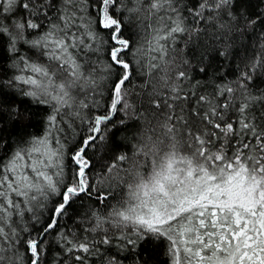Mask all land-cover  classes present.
Returning a JSON list of instances; mask_svg holds the SVG:
<instances>
[{
    "label": "snow or ice",
    "instance_id": "snow-or-ice-1",
    "mask_svg": "<svg viewBox=\"0 0 264 264\" xmlns=\"http://www.w3.org/2000/svg\"><path fill=\"white\" fill-rule=\"evenodd\" d=\"M178 3L0 0V64L15 70L0 78V97L18 93L50 110L43 134L21 138L0 158V264H84V256L72 254L89 253L93 242H75L61 220L85 199L105 209L91 212L94 225L85 231L104 230V245L120 242L107 264H118L121 252L134 256V264H149L137 250L148 241L163 246L168 264H264V94L247 91L252 76L246 70L237 87L212 94H227L220 104L199 95V83L185 91L186 72H174L168 60L177 35L201 31L186 27L182 13L193 25L222 21L224 34L238 27L242 14L234 0H199L191 8ZM53 9L57 15L50 18ZM256 17L247 19L249 27L264 21V13ZM136 25L145 34L139 47L132 39ZM145 59L149 79L137 93L134 65L143 70ZM261 63L258 57L251 71ZM5 103L0 99V114L22 121L19 106ZM77 121L87 122L86 134L77 133ZM129 129L123 147L130 144L131 154L120 152L93 174L89 149L112 145L115 151L117 134ZM69 132L79 136L75 151L64 139ZM52 234L63 254L49 257Z\"/></svg>",
    "mask_w": 264,
    "mask_h": 264
},
{
    "label": "trees",
    "instance_id": "trees-1",
    "mask_svg": "<svg viewBox=\"0 0 264 264\" xmlns=\"http://www.w3.org/2000/svg\"><path fill=\"white\" fill-rule=\"evenodd\" d=\"M199 0H179L178 7L182 5H188L189 8L193 4H197ZM235 12L239 15L238 27L226 34L221 33L219 30L220 20L209 22L207 19L203 23L193 25L191 23L192 16L187 13H182L185 16V26L189 29L198 27L201 29L198 37L185 34L183 36L177 35L176 42L171 44V51L169 52L168 60L171 63V67L175 71H184L187 74L188 79L180 82L185 91H191L192 86L199 83L200 90L199 95H208L210 99H216L220 104H223L227 99V94L223 98L213 97V93H218L219 89L224 86L237 87V82L240 75L244 71H249L252 76V80L247 83V91L253 95L264 94V63L258 64L255 71H251L252 64L257 58L264 60V21L257 20V23L249 27L247 25V19L256 20V13H264V0H234ZM19 15V14H18ZM57 15L55 9L49 13V17H55ZM45 27H47L49 21H43ZM133 35L132 39L136 42L135 46L139 47L141 42L145 40L144 29L141 25H136L131 29ZM127 35V33H126ZM224 53V55H221ZM33 59H37L33 56ZM91 59L95 61L96 56H92ZM103 60V57H100ZM39 62L46 63L43 59ZM10 62H3L0 64V78H11L14 74V69L8 67ZM148 60L144 61V68L141 70L139 65H134L135 74L133 76L132 86L136 88L137 93L140 92V88L144 86L146 80L149 79ZM205 71L201 72V69ZM173 72V75H174ZM148 92L152 89L148 88ZM239 90L237 91V103L239 102ZM83 99V97H80ZM6 101L5 108L8 105L19 106L21 113L23 114L22 121H16L13 123L9 120L7 112L0 114V145L5 147L0 148V158H6V154L10 153V150L15 147L16 142L21 138H28L29 136H39L43 134L45 130L46 117L49 113V109L43 106H36L28 98H24L18 93H12L5 97H0ZM99 101L101 98L96 97ZM143 103L147 106L148 97H143ZM257 107H259L257 105ZM143 111V109H141ZM82 115L87 116L85 111ZM123 114H117L115 120H120ZM131 123V121H129ZM81 128L84 129L86 134L87 122L80 125V122H76V131L79 133ZM134 129H129L128 132L121 131L117 134V137L113 141L115 144L117 141L121 147L115 151H109L108 147H97L93 152L89 149V155L93 157V163L95 167L92 169L93 174H99L103 165L111 163L115 155L123 151H128L131 154V145L126 149L124 144H128V138L133 134ZM79 139L75 133L69 132L64 139L67 140V147L75 148L72 145L75 143V139ZM79 145H76L78 147ZM115 194L119 198V189H115ZM79 203L70 209V216L66 219L62 218L61 225L63 226V232L67 233L70 238L75 242L82 241L85 237L89 241L93 242V246L89 253L74 252L72 255H82L85 257L84 264H107V260L118 252L117 245L120 243L118 240L113 239L110 245H104L100 243L104 236V230H98L97 232L85 231L93 227L94 222L89 219L92 211L98 213H104L105 209L103 205H96L92 207L94 202H90L87 199L83 201V207H79ZM106 204H115V200H109ZM39 212V210H38ZM48 213L45 212L44 216ZM44 217H41V221ZM25 222L28 227L31 228L32 221L30 214L25 217ZM39 226V225H37ZM105 230L109 231V234L113 230L110 226L105 224ZM58 232L61 229L57 230ZM52 247L49 250V257L62 253V247L58 243V236L52 234L51 237ZM141 255L148 260L149 264H168V258L164 254L163 246H155L152 241L144 243L139 249H137ZM103 256V260H101ZM127 256V259L124 257ZM118 264H134L136 258L128 255L126 252H121L117 257ZM65 264H76L74 260H66Z\"/></svg>",
    "mask_w": 264,
    "mask_h": 264
}]
</instances>
